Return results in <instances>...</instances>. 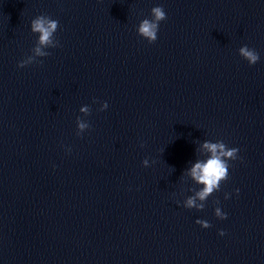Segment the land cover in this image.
I'll return each mask as SVG.
<instances>
[{"label":"water","instance_id":"obj_1","mask_svg":"<svg viewBox=\"0 0 264 264\" xmlns=\"http://www.w3.org/2000/svg\"><path fill=\"white\" fill-rule=\"evenodd\" d=\"M0 264H264V0H0Z\"/></svg>","mask_w":264,"mask_h":264},{"label":"clouds","instance_id":"obj_2","mask_svg":"<svg viewBox=\"0 0 264 264\" xmlns=\"http://www.w3.org/2000/svg\"><path fill=\"white\" fill-rule=\"evenodd\" d=\"M152 19H145L141 21L137 28V33L141 37L148 40L150 43L157 39V32L159 22L166 19V13L162 6H155L151 9ZM58 27V21L47 18L44 16H37L31 21L30 29L34 33H38V43L40 45H49L52 42V36ZM36 53L43 55L41 49L36 48ZM239 54L248 62L249 65H253L260 59L259 54L252 48L246 45L239 49ZM29 61L21 62L17 67L22 68ZM106 108L107 105L105 104ZM84 110V109H82ZM79 128L83 129L85 124L80 123ZM201 148L207 153V158L203 160H197L193 163L192 167L188 170L190 176L199 184H203L204 187L197 193L196 197H190L187 199L185 206L202 207V205H196V198L204 200L214 189L219 187L221 180L226 179L228 176L229 160H236L238 149L235 147L229 148L222 142L205 141L201 144ZM235 192H239V189H235ZM215 215L223 220L226 218L227 213H220L216 211ZM196 224H199L201 228H208L210 224L202 220L197 219ZM219 235L223 236L224 232L220 231Z\"/></svg>","mask_w":264,"mask_h":264}]
</instances>
